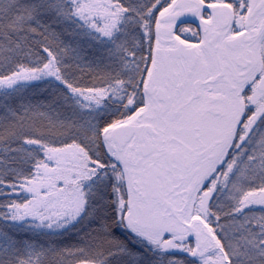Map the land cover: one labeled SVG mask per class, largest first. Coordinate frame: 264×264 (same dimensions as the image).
<instances>
[{
  "label": "snow or ice",
  "instance_id": "6c2138e0",
  "mask_svg": "<svg viewBox=\"0 0 264 264\" xmlns=\"http://www.w3.org/2000/svg\"><path fill=\"white\" fill-rule=\"evenodd\" d=\"M0 264H264V0H0Z\"/></svg>",
  "mask_w": 264,
  "mask_h": 264
}]
</instances>
